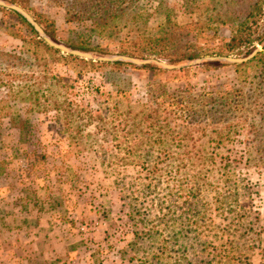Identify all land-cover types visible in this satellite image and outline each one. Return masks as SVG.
<instances>
[{
	"label": "rangeland",
	"instance_id": "obj_1",
	"mask_svg": "<svg viewBox=\"0 0 264 264\" xmlns=\"http://www.w3.org/2000/svg\"><path fill=\"white\" fill-rule=\"evenodd\" d=\"M0 1L7 5L0 6V53L23 58L25 64L18 69L23 75L33 74V70L43 75L47 70L73 86V110L84 105L96 112L99 102L110 94L120 93L119 100L126 97L133 105H139L145 102L149 90L200 95L221 88L240 90L248 104L240 114L249 117L248 123L255 126L251 129L247 124L245 130L234 135L233 143L221 149L220 153L232 160L230 177H222L224 162L218 158L203 193L196 194L190 202L176 198L175 209L184 215L179 222L159 226L157 238L149 240L137 235L145 231L141 221L145 215L136 214L140 205L130 200L137 177L134 167L127 169L124 190L98 153L77 155V148L54 112L29 114L28 103L1 104L0 264H264V68L253 61L259 54L243 66L226 62L230 58H249L257 49L264 51V43L257 40L252 46H246L244 41L242 47L229 52L232 38L242 35L236 27L245 21L255 0L241 1L243 14L236 22L224 18L228 24L214 23L197 40L184 39L187 43L183 48L167 46L163 54L185 52L192 56L178 62L120 52L137 48L125 40L128 28L134 29L131 22L137 19L135 12L147 22L150 36L160 34L166 18L179 26L195 22L177 32L185 35L194 29L192 35L196 36L201 28L197 21L212 23L227 8L229 0H137L123 21L113 24L115 28L91 33V23L79 21L74 15L88 14L94 0ZM12 6L29 14L43 31L53 22L56 35L48 38L70 51L92 54L95 63L107 58L110 63L123 61L137 68L129 65L91 70L65 59L70 54L57 52L51 46L49 51L36 46L29 21L17 11L28 21L21 24L10 13ZM255 20L257 24L248 22V33L256 30L257 38H263L264 14ZM90 36L92 44L99 45L103 52L68 46V42L88 40ZM38 54L39 62L35 59ZM123 58L151 63L138 65ZM156 62L175 69H166ZM145 66L164 71L154 73ZM8 73H0V79L7 80ZM2 100H8L4 87H0ZM256 104L259 106L255 115L250 111ZM15 111H21L30 122L24 134L11 122ZM88 131L93 132L94 127ZM199 211L205 213L208 222L201 230V238L196 237V226L190 228L186 220ZM157 255L158 259H154Z\"/></svg>",
	"mask_w": 264,
	"mask_h": 264
},
{
	"label": "trees",
	"instance_id": "obj_2",
	"mask_svg": "<svg viewBox=\"0 0 264 264\" xmlns=\"http://www.w3.org/2000/svg\"><path fill=\"white\" fill-rule=\"evenodd\" d=\"M5 1L15 3V0ZM136 1L94 0L88 14L78 12L74 18L90 22L93 27L88 30L90 33L99 29H103L104 32L115 28L114 23L123 21L130 10L135 7ZM241 1L243 0H229L227 8L217 18L212 19V23L197 21L201 23V28L196 36L192 35L194 29L185 35L177 32L190 27L189 25L195 22L179 26L169 18H166L162 24V30L158 36H150L146 30L147 22L141 20L140 13L135 12L137 19L131 22L134 29L128 28L125 40L136 45L137 48L133 52L124 49L120 52L124 55L140 56L145 59L168 58L171 62L192 58L185 52H178L171 56L163 54V51L167 46L185 47V43L193 41L194 37L197 40L216 22L228 24L229 22L224 18L236 22L243 14L239 6ZM263 7L264 0H255L249 6L245 21L240 27H236L242 35L232 38L229 46L230 53L242 47L241 44L244 41L248 43L246 46H252L257 40L264 43V37L257 38L256 30L248 33L249 28H246L251 20L253 24L258 23L255 18L264 14ZM9 10L21 24L28 22L17 11ZM38 22L42 24L41 21ZM28 24L35 35L34 44L45 47L48 51L52 50L53 48L47 44L45 37L55 38L54 23L50 22L43 27L45 36H40L35 27L29 22ZM124 27L127 28V24ZM91 38L92 36L88 40L68 42V46L74 50L103 52L104 50L99 45L92 44ZM186 38L187 42L184 40ZM35 59L40 61L39 54ZM65 59L84 64L91 70L106 66L114 68L136 66L128 65L123 61L110 63L100 60L95 63L94 60H81L72 54ZM253 61L264 68V51L259 53ZM23 62L24 59L20 56L0 53V73L7 70L9 72L5 74L8 76L7 80L0 79V87L7 90L8 98L7 101L2 100L0 105L14 101L15 105L20 102L28 103L29 108L26 113L29 114L54 112L58 122L63 124L65 134L69 136L71 144L77 148V155L98 153L124 190L125 183H127V169L134 167L137 177L132 185L130 200L140 205L136 214L145 215L141 219L145 225V231L137 234L144 239L154 240L158 236L157 231H160L159 226L169 223L176 225L179 222V218L184 215L175 209L177 208L176 198L190 202L196 194L203 193L206 187L204 183L217 164L218 158L224 162L222 177H230L229 167L232 160L223 156L220 153L221 149L233 143L234 135L245 130L247 124L251 129H255L254 125L248 123L249 117L240 114L248 105L245 104L240 90L226 91L219 88L200 95H193L191 92L170 93L167 90H149L145 102L139 105H133L130 98L125 97L119 100L120 93H117L114 96L111 94L105 96L104 100L97 105L96 112L84 105L76 111L73 110L75 104L73 86L64 79L50 74L47 70L43 75L41 72L37 74L34 70L33 74L23 75L18 70L25 64ZM5 64L6 68L3 67ZM144 68L154 73L164 71L154 66ZM258 106L259 104H256L250 113L256 115ZM11 122L17 125L16 127L22 134L29 130L30 122L21 111L14 112ZM91 127H94L93 132L88 131ZM142 211L145 213L141 214ZM205 216L204 212L199 211L186 217L190 228L196 226L194 229L198 231L197 238L203 236L201 230L208 223L205 221ZM159 255L154 259H158Z\"/></svg>",
	"mask_w": 264,
	"mask_h": 264
},
{
	"label": "water",
	"instance_id": "obj_3",
	"mask_svg": "<svg viewBox=\"0 0 264 264\" xmlns=\"http://www.w3.org/2000/svg\"><path fill=\"white\" fill-rule=\"evenodd\" d=\"M0 6L7 7V5L2 1H0ZM11 9L20 12L35 27L37 32H39L42 36H45L42 28L34 21V19L29 14H27L22 9H20L16 6H12ZM45 40L49 46L55 48L56 50L64 52L66 54H72V55L79 57V58H82V59H88V60L94 59L92 54L84 53V52H80V51H70L67 47L60 45V44H57L47 37H45ZM259 53H260V50L257 49L249 58H246V59H232V58H230V59H226V62L243 64V63L248 62L249 60L255 58ZM101 60L105 61V62L111 61V59H107V58H102ZM114 60H120V58H114ZM123 60L124 61H130L131 59L123 58ZM131 61H133L135 64H138V65L151 63L150 61H147V62H140L139 60H131ZM156 63L158 65L166 68V69H169V70L175 69V67L168 66V65L160 63V62H156Z\"/></svg>",
	"mask_w": 264,
	"mask_h": 264
}]
</instances>
